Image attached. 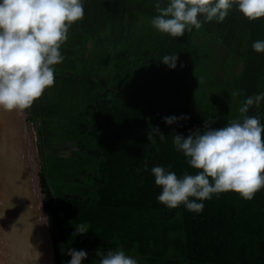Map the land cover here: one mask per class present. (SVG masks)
I'll list each match as a JSON object with an SVG mask.
<instances>
[{"label":"trees","instance_id":"1","mask_svg":"<svg viewBox=\"0 0 264 264\" xmlns=\"http://www.w3.org/2000/svg\"><path fill=\"white\" fill-rule=\"evenodd\" d=\"M158 2L166 0H82L84 16L61 45L54 85L26 110L39 139L56 263L68 264L71 248L122 250L137 264H264V188L250 201L214 194L197 201L204 207L196 213L161 204L151 172L195 174L173 132L223 127L241 118L246 98L264 93V53L252 48L264 41V18L249 22L234 5L223 22L171 37L152 26ZM176 54L174 70L160 63ZM212 65L225 83H213ZM173 115L189 119L167 125L163 118ZM246 115L264 125V101ZM154 128L163 140H148ZM65 144L72 148L48 150ZM80 224L86 235H75Z\"/></svg>","mask_w":264,"mask_h":264},{"label":"clouds","instance_id":"2","mask_svg":"<svg viewBox=\"0 0 264 264\" xmlns=\"http://www.w3.org/2000/svg\"><path fill=\"white\" fill-rule=\"evenodd\" d=\"M249 22L264 18V0H166L158 2L152 26L161 34L183 37L185 31L200 29L203 23L223 22L233 6ZM84 16L82 0H0V109L18 115L30 109L45 90L54 85V67L62 63L61 45L68 38L71 25ZM252 48L264 53V41H256ZM178 54L165 55L160 63L175 69ZM264 93L242 102L241 118L228 120L220 128L194 129L187 137L176 134L173 144L183 153L195 174L185 171L182 176L162 166L151 169L155 185L162 189L158 201L169 209L183 204L187 210L199 213L204 204L197 201L212 195L233 192L244 200H252L264 188V125L256 116L246 113L259 107ZM181 115L164 117L167 125L187 120ZM213 124L216 121L212 122ZM165 138L158 128L147 133ZM147 170V162H145ZM194 198V199H189ZM87 224L75 228V235H86ZM68 264H82L87 253L69 248ZM98 264H137L124 251H96Z\"/></svg>","mask_w":264,"mask_h":264},{"label":"water","instance_id":"3","mask_svg":"<svg viewBox=\"0 0 264 264\" xmlns=\"http://www.w3.org/2000/svg\"><path fill=\"white\" fill-rule=\"evenodd\" d=\"M24 119L0 109V264H57Z\"/></svg>","mask_w":264,"mask_h":264},{"label":"rangeland","instance_id":"4","mask_svg":"<svg viewBox=\"0 0 264 264\" xmlns=\"http://www.w3.org/2000/svg\"><path fill=\"white\" fill-rule=\"evenodd\" d=\"M219 60H222V59L220 58ZM219 60L217 61V63L219 62ZM227 66L228 65H226V67H225L226 69H227ZM211 68H212V73H208V74H210L211 77L216 78V79L213 78L214 79L213 83L214 84H218V82L225 83V82H223L226 80L224 71H222L223 73L221 72L219 74L215 70L213 65L211 66ZM226 72H228V69L226 70ZM217 76H220V77H217ZM24 127L27 131V137H28L29 146H30L29 152H30L32 173L34 174V180L36 182L38 181V186L41 188V184L39 181V178H40V176H39V174H40V165H39L40 156H39V149L37 147L39 139H38L37 134H36L35 126L33 124H30L27 119H24ZM71 148H72V146L70 144H65V145H55V146L49 147L48 150L56 151V152H63V151H67ZM40 192L42 193V191H40ZM45 225H46L47 232H48L49 236L54 237V235H57V232L53 229L52 225L50 224L49 218L45 219ZM86 253H87V258H93L94 259L97 257L96 252H86ZM98 262H99V258L93 264H98ZM82 264H84V261H82Z\"/></svg>","mask_w":264,"mask_h":264}]
</instances>
